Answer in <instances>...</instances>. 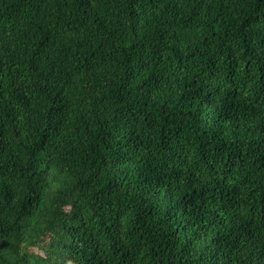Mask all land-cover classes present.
<instances>
[{
  "label": "trees",
  "instance_id": "16d2710c",
  "mask_svg": "<svg viewBox=\"0 0 264 264\" xmlns=\"http://www.w3.org/2000/svg\"><path fill=\"white\" fill-rule=\"evenodd\" d=\"M0 264H264V0H0Z\"/></svg>",
  "mask_w": 264,
  "mask_h": 264
}]
</instances>
